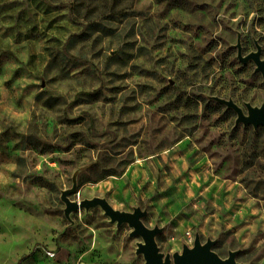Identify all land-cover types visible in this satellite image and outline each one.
<instances>
[{
  "label": "rangeland",
  "instance_id": "374dc122",
  "mask_svg": "<svg viewBox=\"0 0 264 264\" xmlns=\"http://www.w3.org/2000/svg\"><path fill=\"white\" fill-rule=\"evenodd\" d=\"M264 0H0V264H145L213 241L264 264ZM56 249L54 261L45 250Z\"/></svg>",
  "mask_w": 264,
  "mask_h": 264
},
{
  "label": "water",
  "instance_id": "95a60500",
  "mask_svg": "<svg viewBox=\"0 0 264 264\" xmlns=\"http://www.w3.org/2000/svg\"><path fill=\"white\" fill-rule=\"evenodd\" d=\"M238 58L242 62L253 60L263 77L264 83V59L261 58L259 46L257 51L250 52L243 56L241 47L238 46ZM218 101L226 104L228 107L233 108L237 113L236 123L252 124L254 127L259 125L264 126V106H253L246 103L247 113L232 100L223 98H216ZM72 192L69 190L64 192L62 198L66 204L65 214L80 208H90L93 206H101L105 213L110 217L112 222H117L119 225L127 222L132 227L131 235H139L142 237V242L137 245V253H142L145 259V264H243L236 261V251H231L227 258H221L213 249V241L207 240L202 243L197 235L194 239L192 247L185 245L182 251L173 254V261L170 256H164L157 246L155 237L161 232V228L147 227L142 217L145 212L140 208L134 209L133 212H125L114 209L105 198L94 197L92 199H84L81 201H71L67 194Z\"/></svg>",
  "mask_w": 264,
  "mask_h": 264
},
{
  "label": "built area",
  "instance_id": "2783aa9c",
  "mask_svg": "<svg viewBox=\"0 0 264 264\" xmlns=\"http://www.w3.org/2000/svg\"><path fill=\"white\" fill-rule=\"evenodd\" d=\"M56 249H50V250H45V257L48 261H54L56 258ZM20 264H29L27 262H22Z\"/></svg>",
  "mask_w": 264,
  "mask_h": 264
}]
</instances>
